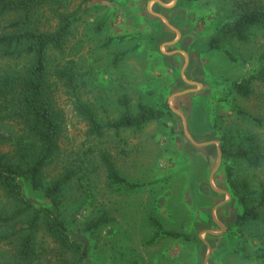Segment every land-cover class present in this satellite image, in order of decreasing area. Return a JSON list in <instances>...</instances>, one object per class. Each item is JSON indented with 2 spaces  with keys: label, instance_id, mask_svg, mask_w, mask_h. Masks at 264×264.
Instances as JSON below:
<instances>
[{
  "label": "rangeland",
  "instance_id": "rangeland-1",
  "mask_svg": "<svg viewBox=\"0 0 264 264\" xmlns=\"http://www.w3.org/2000/svg\"><path fill=\"white\" fill-rule=\"evenodd\" d=\"M153 1L49 0L41 9L42 31L55 28L56 14L72 17L64 48L50 55V71L65 64L73 67L80 97L101 124L122 115V97L133 115L139 105L162 112L141 129H106L96 137L88 134L72 101L57 86L54 106L64 124L56 157L44 170L45 181L77 172L60 198V210L70 238L89 249L84 264H203L208 250L202 241L210 247L207 264H264V205H259L264 188V83L253 81L247 98L233 89V84L264 69V30H250L246 42L227 39L219 50L209 48L221 26L262 0H176L175 5L173 0H157L170 9ZM149 4L151 12L180 34L175 45L162 48L176 35L148 14ZM173 52L186 54L183 78L199 89L180 78L182 54L164 55ZM116 55L123 57L114 66ZM1 65L6 63L0 59ZM188 90L193 91L171 99ZM17 128L10 124L0 132V153H12L6 140ZM210 143L231 153L241 147L249 155L250 163L221 158V153L211 183L230 199L209 187L217 163V147L206 146ZM102 152L108 153L119 175L138 188L111 186L99 159ZM25 194L32 204H43L38 194ZM222 202L214 217L224 232L217 237L202 234H219L211 213ZM242 203L255 207L259 218L238 226ZM101 213L110 223L86 231ZM152 221L163 232L183 238H154ZM37 245L39 264L69 259L43 231ZM11 250L0 245V264L7 262L3 252Z\"/></svg>",
  "mask_w": 264,
  "mask_h": 264
},
{
  "label": "trees",
  "instance_id": "trees-1",
  "mask_svg": "<svg viewBox=\"0 0 264 264\" xmlns=\"http://www.w3.org/2000/svg\"><path fill=\"white\" fill-rule=\"evenodd\" d=\"M90 0H85V2ZM49 0H0V132L10 124L18 128L9 142L12 153H0V191L3 204L0 206V245L9 246L11 252H3L6 264H39L41 253L37 245L40 231L69 256L63 264H84L89 249L73 241L61 216L60 198L77 172L69 171L50 183L45 181L44 170L56 157L64 117L54 106L55 88L61 85L65 95L72 101L77 115L85 122L89 135L101 137L106 129L118 133L121 129H141L155 121L162 112L152 107L139 105L133 115L128 99L119 100L122 115L115 121L101 124L92 108L82 101L74 69L71 65L50 71V55L60 53L65 46L73 23L72 17L56 14L57 24L52 31L40 28V11ZM264 30V0L261 5L247 9L233 21L220 27L211 38L209 48L219 50L220 43L227 39L246 42L249 31ZM123 56L116 55L113 65ZM253 81L264 83V69L251 74L248 79L233 84L234 91L243 98L251 94ZM221 149L224 159L249 162V155L241 147L231 153ZM111 186L135 190L138 185L127 182L117 172L110 156H99ZM25 190L41 196L43 204L37 206L26 198ZM259 205H264V188L259 194ZM259 218L257 209L242 203V211L236 225L243 226ZM110 223L105 213L92 219L85 230L93 232ZM156 229L154 238L166 236L183 238L181 234L163 232L160 224L152 221ZM3 256V255H2Z\"/></svg>",
  "mask_w": 264,
  "mask_h": 264
},
{
  "label": "water",
  "instance_id": "water-1",
  "mask_svg": "<svg viewBox=\"0 0 264 264\" xmlns=\"http://www.w3.org/2000/svg\"><path fill=\"white\" fill-rule=\"evenodd\" d=\"M153 2L156 3V4H158L159 6H162L163 8H167V9H169V7L164 6L161 2H159V1H157V0H154ZM175 4H176V0H173V5H175ZM149 6H150V4L147 6V12H148V14H149L150 16L156 18V19L161 20V21L165 24V26H166L169 30H171L172 32H174L175 35H176V40H175V41L163 45L162 48H164V47H166V46H167V47H171V46L175 45V44L179 41L180 34H179L176 30H174V29H173V28L167 23V21L164 19L163 16L151 12ZM162 48H161V49H162ZM176 53H180V54H182V55L184 56V66H183L182 69H181V72H180L181 77H180V78H182L183 82H184L187 86H192V87H196V89H199V88L201 87L199 84L192 83V82H188V81H186V80L183 78V77H184V70L186 69V67H187V65H188V57L186 56L185 53H182V52H173V53H170V54H169V53H168V54H165V53H164V55H166V56H170V55H172V54H176ZM191 91H193V90H188V91L181 92V93H179V94H175V96H171V99L174 98V97H178V96H180V95H183V94L190 93ZM169 109H170L174 114H176L177 116H179L180 119L184 122V117H183L181 114H179L178 112H176L175 110H173L171 107H170ZM184 134H186V127H185V125H184ZM186 136H187V134H186ZM187 138H188V137H187ZM188 140H189L193 145H195V146H199V145L195 144L194 142H192L190 139H188ZM207 145H211V146H212V145H215V146L217 147V156H216V158H217V163H216L215 170H214V171L210 174V176H209V182H208V183H209V187H210L211 190H212L213 192H215L216 194L224 195L226 198L230 199V196H229L227 193H225V192H221V191H218V190L214 189L213 186H212V183H211L212 177H213V175L216 173V171L218 170V168L220 167V164H221V158H220V156H221V151H220V149H219V147H218V144H216V143L206 144V146H207ZM201 146H202V145H201ZM224 203H225V202H222L221 204L217 205V206L213 209V211H212V213H211V218H212L213 223H214V224L219 228V230H220L219 234L214 233V232H209V231H205V232H203L202 234H206V235L211 236V237H217V236L221 235V234L224 232V228L221 226L220 223H218V222L216 221V219H215V217H214V212H215V210H216L218 207L222 206ZM202 234H201V235H202ZM201 235H199V238L201 237ZM202 243L206 246V248H207V250H208V254H207V256L204 258V262H203V264H207V263H208V258H209V256H210V247L208 246V244H207L205 241H202Z\"/></svg>",
  "mask_w": 264,
  "mask_h": 264
},
{
  "label": "crops",
  "instance_id": "crops-1",
  "mask_svg": "<svg viewBox=\"0 0 264 264\" xmlns=\"http://www.w3.org/2000/svg\"><path fill=\"white\" fill-rule=\"evenodd\" d=\"M170 9V8H169Z\"/></svg>",
  "mask_w": 264,
  "mask_h": 264
}]
</instances>
